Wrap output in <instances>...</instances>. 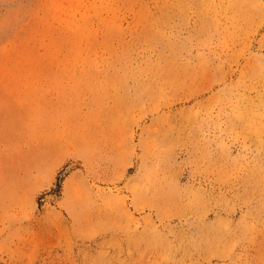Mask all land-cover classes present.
I'll use <instances>...</instances> for the list:
<instances>
[{"label": "rangeland", "instance_id": "rangeland-1", "mask_svg": "<svg viewBox=\"0 0 264 264\" xmlns=\"http://www.w3.org/2000/svg\"><path fill=\"white\" fill-rule=\"evenodd\" d=\"M0 264H264V0H0Z\"/></svg>", "mask_w": 264, "mask_h": 264}]
</instances>
